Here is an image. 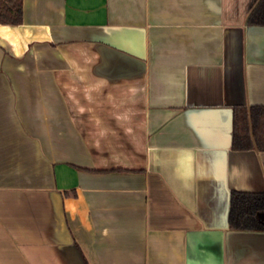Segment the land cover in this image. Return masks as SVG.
Returning a JSON list of instances; mask_svg holds the SVG:
<instances>
[{
  "label": "crops",
  "instance_id": "0c3cea01",
  "mask_svg": "<svg viewBox=\"0 0 264 264\" xmlns=\"http://www.w3.org/2000/svg\"><path fill=\"white\" fill-rule=\"evenodd\" d=\"M256 0H22L0 23V264H264L231 146L264 105ZM256 218L264 224V211Z\"/></svg>",
  "mask_w": 264,
  "mask_h": 264
},
{
  "label": "trees",
  "instance_id": "16d2710c",
  "mask_svg": "<svg viewBox=\"0 0 264 264\" xmlns=\"http://www.w3.org/2000/svg\"><path fill=\"white\" fill-rule=\"evenodd\" d=\"M22 0H0V23L19 24ZM249 25L264 26V0H256L248 17ZM231 146L235 150L264 151V105H238L233 109ZM264 211V193L232 191L228 222L236 229H264L256 214Z\"/></svg>",
  "mask_w": 264,
  "mask_h": 264
}]
</instances>
